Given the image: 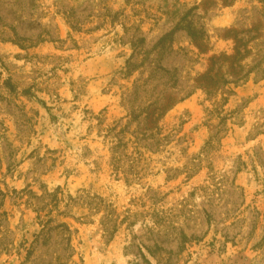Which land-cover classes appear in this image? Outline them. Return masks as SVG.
Instances as JSON below:
<instances>
[{
	"label": "rangeland",
	"instance_id": "rangeland-1",
	"mask_svg": "<svg viewBox=\"0 0 264 264\" xmlns=\"http://www.w3.org/2000/svg\"><path fill=\"white\" fill-rule=\"evenodd\" d=\"M0 264H264V0H0Z\"/></svg>",
	"mask_w": 264,
	"mask_h": 264
},
{
	"label": "trees",
	"instance_id": "trees-1",
	"mask_svg": "<svg viewBox=\"0 0 264 264\" xmlns=\"http://www.w3.org/2000/svg\"><path fill=\"white\" fill-rule=\"evenodd\" d=\"M254 31H257V27L253 26L246 30L240 31H230L231 37L233 40V54L229 57L223 55L218 57H211L208 69L202 75L197 78V83L200 88L204 91L206 96L215 97L216 94L222 92L225 88H227L232 83H238L241 81L242 78L236 79V82H230L229 80L225 79V76L220 74L219 68L216 67L219 60L224 59L225 61L229 62V78H236L238 74H240L244 68V60L250 53V49L248 48L249 41L244 39V36L250 34ZM188 34L193 41L194 44L200 49L204 45L198 41L200 39V33L196 31H188ZM252 39V37H251ZM10 86V85H9ZM236 86V85H235ZM11 88V87H10ZM24 94H28V91H24ZM154 110V109H153ZM152 110V111H153ZM24 251L26 252L27 257L30 255L31 251L28 248H25Z\"/></svg>",
	"mask_w": 264,
	"mask_h": 264
}]
</instances>
